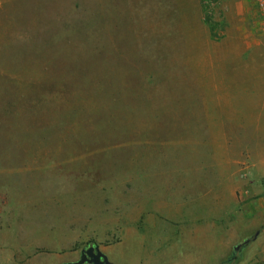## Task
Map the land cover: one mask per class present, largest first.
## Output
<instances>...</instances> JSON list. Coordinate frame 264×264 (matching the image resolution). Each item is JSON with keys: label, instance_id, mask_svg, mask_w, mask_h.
<instances>
[{"label": "rangeland", "instance_id": "obj_1", "mask_svg": "<svg viewBox=\"0 0 264 264\" xmlns=\"http://www.w3.org/2000/svg\"><path fill=\"white\" fill-rule=\"evenodd\" d=\"M252 46L260 0H0V264L87 244L113 264H223L246 240L233 264H264L242 193L216 202L217 165L264 161L237 146L252 125L224 120L261 89Z\"/></svg>", "mask_w": 264, "mask_h": 264}, {"label": "crops", "instance_id": "obj_2", "mask_svg": "<svg viewBox=\"0 0 264 264\" xmlns=\"http://www.w3.org/2000/svg\"><path fill=\"white\" fill-rule=\"evenodd\" d=\"M249 51L252 55H264V49L260 47H249ZM260 76H263V79L259 80L261 89L242 91L239 88L238 91H235V94L238 92V98L235 96V101H231L230 109H235L236 116L231 115L228 119H224L230 123L252 125V129L247 134V142L237 144V146H240L241 152L244 151L247 156H264V73L260 74ZM242 94L245 95V99ZM231 112L233 113V111ZM254 139L261 141V143H253ZM225 148L233 151L232 147L226 146ZM217 167L221 173V188L224 187L228 190L229 198L225 199L220 194V200L216 202L223 205V208L231 207L233 209L236 207V200L232 196L235 191L241 192L244 199H246L245 211L248 214L247 220L252 219L253 221V225H246L242 233L247 235L251 232L253 233L252 230L254 228L264 226V161L246 165L244 168L234 164H221L217 165ZM258 232L256 240L259 236L264 237V230H258Z\"/></svg>", "mask_w": 264, "mask_h": 264}, {"label": "water", "instance_id": "obj_3", "mask_svg": "<svg viewBox=\"0 0 264 264\" xmlns=\"http://www.w3.org/2000/svg\"><path fill=\"white\" fill-rule=\"evenodd\" d=\"M248 242L247 240L234 247L231 256L227 260H232L235 258L236 254L239 252L242 244ZM95 247L90 246L89 248L82 250L80 253L79 259L75 261L65 262L61 264H83L84 262L92 263V264H113L111 263L105 254H103L98 247L96 246V252H94ZM100 258L103 260L100 261Z\"/></svg>", "mask_w": 264, "mask_h": 264}, {"label": "flooded vegetation", "instance_id": "obj_4", "mask_svg": "<svg viewBox=\"0 0 264 264\" xmlns=\"http://www.w3.org/2000/svg\"><path fill=\"white\" fill-rule=\"evenodd\" d=\"M90 246L95 247L94 252H96V245H95V244H87V245H85L83 248L80 249V252H79V254H78V258H77V259H79L81 251H82V250H85V249H87V248H89ZM102 260H103V259L100 258V261H102ZM83 264H92V263L84 262Z\"/></svg>", "mask_w": 264, "mask_h": 264}, {"label": "trees", "instance_id": "obj_5", "mask_svg": "<svg viewBox=\"0 0 264 264\" xmlns=\"http://www.w3.org/2000/svg\"><path fill=\"white\" fill-rule=\"evenodd\" d=\"M237 260V257H235L234 259L232 260H226L223 264H233L235 261Z\"/></svg>", "mask_w": 264, "mask_h": 264}, {"label": "built area", "instance_id": "obj_6", "mask_svg": "<svg viewBox=\"0 0 264 264\" xmlns=\"http://www.w3.org/2000/svg\"><path fill=\"white\" fill-rule=\"evenodd\" d=\"M260 6L262 7V9L264 11V0H260Z\"/></svg>", "mask_w": 264, "mask_h": 264}]
</instances>
